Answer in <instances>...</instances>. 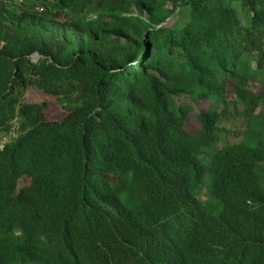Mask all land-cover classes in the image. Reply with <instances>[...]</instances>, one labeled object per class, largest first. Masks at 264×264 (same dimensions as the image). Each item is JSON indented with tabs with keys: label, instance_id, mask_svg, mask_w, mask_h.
<instances>
[{
	"label": "trees",
	"instance_id": "1",
	"mask_svg": "<svg viewBox=\"0 0 264 264\" xmlns=\"http://www.w3.org/2000/svg\"><path fill=\"white\" fill-rule=\"evenodd\" d=\"M0 264H264V0H0Z\"/></svg>",
	"mask_w": 264,
	"mask_h": 264
},
{
	"label": "rangeland",
	"instance_id": "2",
	"mask_svg": "<svg viewBox=\"0 0 264 264\" xmlns=\"http://www.w3.org/2000/svg\"><path fill=\"white\" fill-rule=\"evenodd\" d=\"M227 92H231V88L228 87V91ZM42 99V95L39 93V92H36L34 90H29L28 93H27V101L28 102H35V103H38L40 102ZM176 101H178L179 103H187V99L185 97H180V98H175ZM48 100V99H47ZM49 102L51 100H48ZM52 103V102H51ZM190 103L193 108H194V111L195 112H200L204 109H206V104L204 102H188ZM64 115V112L59 108L57 107L56 105L52 106L48 112V117L50 119H54V120H57V119H60L61 117H63ZM197 128V122L194 120L193 117H190L186 123V129L187 130H194ZM6 139V138H4ZM208 179L206 178L200 188V196H198V199L202 202V203H205L209 197H210V194H209V189H208Z\"/></svg>",
	"mask_w": 264,
	"mask_h": 264
},
{
	"label": "water",
	"instance_id": "3",
	"mask_svg": "<svg viewBox=\"0 0 264 264\" xmlns=\"http://www.w3.org/2000/svg\"><path fill=\"white\" fill-rule=\"evenodd\" d=\"M37 56V55H36Z\"/></svg>",
	"mask_w": 264,
	"mask_h": 264
}]
</instances>
